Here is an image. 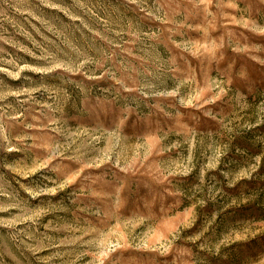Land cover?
<instances>
[{
	"label": "rangeland",
	"instance_id": "1",
	"mask_svg": "<svg viewBox=\"0 0 264 264\" xmlns=\"http://www.w3.org/2000/svg\"><path fill=\"white\" fill-rule=\"evenodd\" d=\"M0 264H264V0H0Z\"/></svg>",
	"mask_w": 264,
	"mask_h": 264
}]
</instances>
